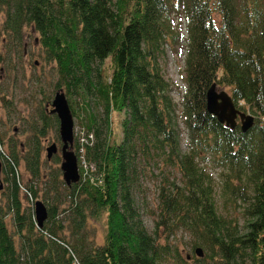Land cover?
<instances>
[{"label":"trees","instance_id":"obj_1","mask_svg":"<svg viewBox=\"0 0 264 264\" xmlns=\"http://www.w3.org/2000/svg\"><path fill=\"white\" fill-rule=\"evenodd\" d=\"M0 14V67L23 58L30 27L57 65L59 90L79 95L90 113L85 138L74 141L81 179L70 186L59 169L44 176L37 140L22 156L30 178L16 144L0 140V264H186L170 241L182 229L204 251L199 264H264V0H0ZM180 43L186 89L178 103L162 64L166 46ZM213 85L254 117L248 131L208 111ZM114 111L124 113L117 143ZM160 175L151 232L143 180ZM38 201L48 210L42 227ZM103 217L98 244L89 226Z\"/></svg>","mask_w":264,"mask_h":264},{"label":"rangeland","instance_id":"obj_2","mask_svg":"<svg viewBox=\"0 0 264 264\" xmlns=\"http://www.w3.org/2000/svg\"><path fill=\"white\" fill-rule=\"evenodd\" d=\"M3 19L4 16L0 14V21ZM175 22L177 30L181 31L184 36L185 22L182 14L178 13L176 15ZM20 51L23 53L22 59L16 57L12 65L7 64L0 67V140H4L5 148H9L12 143L16 144V151L22 158L20 161V173L23 174L24 178H30V172L27 168V162L22 156L28 154L27 152L33 148L37 140L43 148L42 167L44 176H51V172L57 173L56 171L59 169L60 177L63 180L60 123L56 114H51L46 110V104L53 102L56 93L60 91L57 65L53 61L45 59L44 49H42L40 44V35L32 31L30 27L25 28L24 42ZM185 55L186 50L183 47V43L168 45L166 46L162 64L166 77L174 84L173 96L178 103L181 102L186 89ZM104 69L108 75L111 74L112 68L109 60L105 63ZM218 89L226 90L229 93L228 88L218 87ZM63 90L65 91V88ZM67 97L72 110H74L75 138L82 141L85 138V133L82 132L83 127L87 123L90 114L88 107L79 95H74L73 97L67 95ZM94 110L98 113L100 112V109L95 107ZM46 116L49 119L48 125H45ZM123 118L124 113L118 111L112 113L113 135L111 142L113 143H117L122 139L121 124ZM183 138L185 143L186 137L183 136ZM54 143L58 145V153L48 158L47 148ZM183 146L185 148L186 145L183 144ZM57 157H60L59 161ZM79 167L81 173L80 162ZM88 169L91 172L89 167ZM218 175L217 171L216 176L218 177ZM1 180V183L6 185L5 176L2 172ZM47 180L49 181L50 178H47ZM160 180H162V175L143 180V194L140 202L142 201L144 223L151 232L156 227L155 212L159 202ZM219 189L220 187L217 189V204L220 210H223L225 201L223 200L224 198L220 197ZM43 190L44 185L42 184L39 187L40 200L46 203ZM32 203V197H25V207H32ZM106 231V217H103L100 221L91 220L89 226L90 237L98 244H103ZM164 240L165 238L163 237L162 241ZM170 241L174 246L179 247L181 255L187 261L186 264H199L197 262L199 256L195 251L194 239L190 233L183 229L179 230L171 236ZM172 264H178V262H172Z\"/></svg>","mask_w":264,"mask_h":264},{"label":"water","instance_id":"obj_3","mask_svg":"<svg viewBox=\"0 0 264 264\" xmlns=\"http://www.w3.org/2000/svg\"><path fill=\"white\" fill-rule=\"evenodd\" d=\"M51 106L53 108L49 110L50 113L56 114L60 122V136L63 144L61 148V170L63 173V180L70 186L79 182L81 179L78 156L74 151V115L68 98L63 90L56 93ZM207 107L210 113L215 115L221 123H225L229 127L233 128L236 126L238 116L241 118L243 131H248L254 124V117L240 111L235 106L232 96H230L225 90L218 91L216 85H213L208 91ZM58 150L59 148L56 143L48 147V158H51L54 154L58 153ZM1 181L0 164V189L3 188ZM35 213L38 225L40 227L44 226V223L48 218V210L42 201L36 202ZM195 251L199 257L204 256V251L201 247L196 248Z\"/></svg>","mask_w":264,"mask_h":264},{"label":"flooded vegetation","instance_id":"obj_4","mask_svg":"<svg viewBox=\"0 0 264 264\" xmlns=\"http://www.w3.org/2000/svg\"><path fill=\"white\" fill-rule=\"evenodd\" d=\"M46 110H47V112H50L49 110H51V106L46 107Z\"/></svg>","mask_w":264,"mask_h":264},{"label":"bare ground","instance_id":"obj_5","mask_svg":"<svg viewBox=\"0 0 264 264\" xmlns=\"http://www.w3.org/2000/svg\"><path fill=\"white\" fill-rule=\"evenodd\" d=\"M48 107V106H47ZM50 114V113H49ZM58 118V117H57ZM80 162V161H79ZM82 170V169H81ZM63 174V173H62Z\"/></svg>","mask_w":264,"mask_h":264}]
</instances>
